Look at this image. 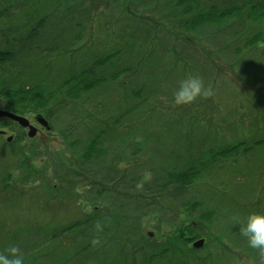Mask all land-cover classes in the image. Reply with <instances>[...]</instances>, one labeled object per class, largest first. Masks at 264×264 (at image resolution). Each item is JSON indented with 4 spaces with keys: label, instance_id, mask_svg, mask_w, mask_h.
<instances>
[{
    "label": "rangeland",
    "instance_id": "374dc122",
    "mask_svg": "<svg viewBox=\"0 0 264 264\" xmlns=\"http://www.w3.org/2000/svg\"><path fill=\"white\" fill-rule=\"evenodd\" d=\"M133 1L106 0L108 9L102 3L97 5L79 46L71 47L68 52L54 54L53 51L50 57L45 58L35 54L28 57L34 63L32 70L51 81L53 89L64 83L77 65L91 64L92 56L117 51L113 66H102L94 73L100 76L117 70L118 78H108L97 89L86 90L85 93L83 90L81 104L67 110L60 111L56 100V104H51V116L28 101L19 105L20 109L25 108L24 112H17L14 105L8 106L4 103L7 101L0 100V110L24 117L37 129L30 136L33 131L29 125L25 127L11 118L0 117V179L6 173L10 176L9 187L0 197V240L4 246L15 244L23 257L34 254L37 264H51L53 252L59 245L58 241L51 244L50 240L49 246L41 253L34 251L39 247V237L42 240L49 237L47 225L51 224L52 228L58 222L64 226L76 220L80 212L91 213L95 206L100 213L109 212V205L117 204L115 195L109 197V194L101 192L99 197H95L90 192L96 169L91 168V161L82 164L81 160L74 158L78 147L87 144L85 135L89 128L97 132L102 120L111 122L109 135L112 136L106 138L102 135L95 149L100 153L106 152V158L110 159L108 167L117 176L114 179L117 185L111 184V187L122 191L126 182L130 191L135 188L133 198L137 204L142 189L146 188L145 182L151 179L154 182L159 178L156 174L167 167L176 171L189 163L199 152H204L207 141L213 144V151L221 153L224 147L240 139L247 145L252 144L258 135L264 137V12L251 13L249 4L252 3L246 0L231 16L225 14L221 18L213 15L215 22L206 26L203 34L199 30L175 26L183 24L165 18L167 6L174 0ZM225 1L207 0L209 5L213 3L214 11L219 2ZM197 2L205 9L208 6L205 0ZM75 12V8L64 10L58 18V23L62 22L60 26L69 27ZM169 17L171 14L167 15ZM233 17L237 18L235 23L230 19ZM214 31L218 32L213 34ZM128 67L131 73L125 70ZM189 72L199 73L206 84H213L215 92L213 96L198 98L191 104L192 110L189 108V118H181V106L172 103V91L178 80ZM140 85H144L145 94L151 95L149 101L148 96L132 93ZM59 97L64 100L62 95ZM182 109L186 110V106ZM54 112L58 114V120ZM39 116L44 117L49 128L38 121ZM71 120L69 129L67 124ZM84 120L86 127L83 126ZM197 122L199 124L193 127L192 124ZM176 129H180L178 137L167 132ZM124 138L133 146L138 143L141 151L133 146L124 147ZM119 139L121 141H117ZM206 154L204 156H208ZM248 154L238 157L236 162L234 158L223 159L220 156L216 166L212 167L213 175L206 176L202 169H196L195 178H189L192 183L184 188L180 198H177L178 194H167L170 202L165 198L168 188L161 196L160 190L156 194L148 192L147 209L156 210L139 220V233L144 237L145 246L154 242L169 245L174 241L172 247L176 244L178 248L171 254L167 253L165 258L138 264H261L257 250L247 245L246 238L240 235L239 226L232 219L238 216L243 221L251 209L255 207L258 212L263 205L264 145ZM59 160L63 168L80 162L79 169L85 178L77 177L75 191L64 190L60 203L51 210L49 201L55 200L48 199L47 204H42L44 201L33 191L40 183L49 190L52 187L56 189L55 184L59 180L53 175L52 165ZM46 166V176L38 173ZM27 167L38 170L32 175L40 178L35 179L31 175L21 179L20 171ZM140 174L143 176L138 179ZM18 180L21 181L17 185L21 196L8 199L5 192L10 193V187ZM205 193L213 194L207 196ZM255 193V206L249 200L239 210L234 206L235 202L230 201L235 195L251 197ZM160 206H163L162 212L168 213L161 214ZM178 223H182L181 226ZM126 233H135V228L131 227ZM200 240L203 244L194 246ZM59 241L68 243L63 236ZM91 251L93 258L89 261H98L97 248ZM116 251L117 248L107 252L111 264H125L122 255ZM61 262V257L55 261L56 264Z\"/></svg>",
    "mask_w": 264,
    "mask_h": 264
},
{
    "label": "trees",
    "instance_id": "16d2710c",
    "mask_svg": "<svg viewBox=\"0 0 264 264\" xmlns=\"http://www.w3.org/2000/svg\"><path fill=\"white\" fill-rule=\"evenodd\" d=\"M105 1L106 0H0V100L7 101L4 103L8 106L14 105L17 112H24L22 110L25 108L20 109L19 105L22 102L28 101L34 104L35 107H37L36 109H40L39 111L44 109L49 116H51V104H56V100L60 111L63 109L67 110L70 107H74L75 104H81V93L83 90L85 93L86 90L97 89L99 86L104 85L108 78H118L120 75H117V70H114V72L110 74H101L100 76L94 73L102 66H113L117 51H112L109 54L100 53L92 56L93 58H91L92 60L90 61L91 64H88V66L85 63L77 65L78 67L76 70L67 77L64 83L52 87L53 89H51V81L32 70L34 69V63L28 58L32 54L42 58L50 57L53 51L54 54H59L60 52L63 53V51L68 52L71 47L79 46L81 37L85 34V30L88 31V21L93 18L95 7L102 3L105 9H108V6L105 5ZM197 1L198 0H174L171 5L169 4L167 6L164 16L168 21L174 19L183 24L178 25L177 23L175 26L181 28L185 26L189 28L188 30H199L205 34L206 26L210 23L213 25V22H215L213 15H217V17L219 16L221 18L225 14L231 16V13L235 10H239L241 5L245 4L246 0H238L240 2L234 0L233 3H231V0H226L228 2L227 4L225 3L226 1L219 2V5L215 6L217 8L215 11L213 3L209 5L207 0H205L208 5L205 9ZM249 2L252 3L249 4V10L252 11L251 13L257 14L264 12V0H249ZM132 3L136 5L134 1ZM73 8L76 9V14L70 19L71 23L69 27L71 28H63L60 26L62 22L58 23V18L63 14L64 10L69 11ZM174 13L176 17L173 18L172 14ZM168 14H171V17L167 18ZM219 19L220 18H217V20ZM230 19L234 23L237 21L235 17ZM217 32L218 31H214L213 34ZM125 70L129 72L130 67ZM131 72L132 70H130V73ZM143 86L144 85H140V88L136 89L138 91L137 93L136 90L133 89L132 93L135 94V96L140 95V97L141 95L148 96L146 98L149 101L151 95L145 94L146 91ZM61 95L64 97V100L59 97ZM146 98L141 101H144ZM182 107L183 106L180 108L181 118H189V108L192 110L191 104L186 105V110L182 109ZM54 113L53 115H56V119L58 120V114L56 112ZM84 121L85 123L83 126L86 127V120ZM71 123L72 120L67 124V128L70 129ZM187 123L188 122H186V124ZM195 124H199V122L193 123L192 126L194 127ZM89 129L88 133L86 135L84 134L88 137L86 139L87 144L82 145L83 147H78L79 149L74 152V158L81 160L82 164L91 161L93 163L91 168L96 169V172H94L95 180L92 182L93 187L90 189V192L94 193L95 197H99L101 192L109 194V197L115 195L118 199L117 204L109 205L107 209L109 212L105 211L100 213V211L96 209L98 208L97 206L94 207L95 209L91 213L80 212L81 215L76 220L64 226H61L58 222H55L52 228L51 224L47 225L50 231H48L50 233L49 237L46 240H42L41 237H39L40 241L38 243L36 242L39 247H36L34 251L41 253L45 247L49 246L48 242L50 240L51 244L58 241L59 245L56 246L57 253L56 251L53 252L51 264H56L55 261L59 257L62 259L60 264H77L81 263L84 259H86L85 262L81 264H111L112 261L109 260L107 252L116 248V254L122 255V260L125 264H138L146 261L151 262L153 260H159L161 257L163 258V256L165 258L167 253L171 254L173 250L178 248L176 244L172 247L174 241L169 245L163 246V243H147L148 247H146L143 242L144 237L139 233V220L143 216L151 215L153 213L151 212L152 210H156L152 207V209H147V193L156 194V192L160 190L159 196H161L165 189L168 188L165 192L167 202H170L167 194H178L177 198H180L184 188L192 183L189 178H195L196 169H202L206 176L208 174L211 175L213 172L212 167L214 168L216 166L217 158L220 156H222L223 159L234 158V162H236L238 157L249 155L248 153L254 152V148L256 149L258 146L261 147L264 145V137L258 135L259 137L254 139V141L251 142L252 144L246 145L245 140L240 139L236 141L235 144L224 147L225 149H223V151L221 150V153L220 151L216 153L213 151V144L207 141V143L204 144V146L207 147L204 149V152H199V155L189 163L179 167L176 171L173 170L172 167L166 166L168 169L156 174L159 176L158 179H154V182H152V179L147 183L145 182L146 188L142 189V194H140L139 197L140 201L137 204L136 200L133 198L135 188H133V191H130L127 188L128 184L126 182L122 185V191H117L111 187V184L113 186L114 184L117 185V181L114 182L117 176L110 170L111 167H108L110 159L106 158V152L100 153L95 149L102 135L106 136V138L112 136V134L109 135L111 122L107 123L106 120H102V122L99 123L97 132L95 130L92 131L91 128ZM179 130H169L167 132L173 137H178ZM91 137L92 139H90ZM137 137L138 136H135V138ZM117 141L121 140L119 139ZM75 142L77 141H74V143ZM122 144L124 147L133 146L130 141L128 143V139L126 140V138H124ZM137 144L138 143L135 142V146L132 148H139L141 151V147ZM204 153H207L206 155L208 156H204ZM60 163V160L54 161L52 165L53 175L59 180V183L55 184L57 186L56 189L52 187V189L49 190V187L45 188L42 183H40L39 187L33 191L38 198L44 201L42 204H47L48 199L55 200L49 201L51 203V210L56 209L55 207L58 206L56 204L60 203L63 198L64 190L71 189L72 192L75 191L78 184V181H76L77 177L81 179L85 178V174L79 169V165H81L80 162L77 165L71 164L67 168H63L62 165H59ZM197 163H200V165L198 166ZM22 169L23 170L20 171V175L22 174L20 177L21 179L29 178L33 171H38L31 167ZM47 169L48 166L40 169L38 173L46 176ZM142 176L143 175L140 174L138 179H141ZM32 177L36 179L39 176L32 175ZM9 178V174L6 173L4 177L0 179V185H3V187L0 186V197H2L4 189L9 187ZM19 180L15 185L10 187V193L5 192L8 199H16L21 196L17 188V185H20L22 181ZM23 183L26 185L25 182ZM107 184H109V186H107ZM252 189L253 188H251V190ZM258 191L260 190L258 189ZM205 194L211 196L213 193ZM229 198L233 199L232 196H229ZM256 199V193L251 197L239 194L235 195L234 199L230 201L235 202L234 206L240 210V208L244 206L243 204L245 201L249 202L250 200L251 205L255 206ZM230 201H228V203H232ZM262 203L264 205V197L262 198ZM263 205H260L261 211L258 210V213L264 214ZM162 208L163 206L160 210L161 214L168 213L164 211L163 213ZM251 212H257V209L254 207L251 209ZM239 213L242 214V211ZM178 224L181 226L182 223ZM97 225H100V227L97 228ZM110 225L112 227H110ZM131 227L135 228V233H126ZM62 236L67 238L66 242L68 243H61L59 241ZM134 238L138 239L136 242L139 243L137 247L136 243L132 242L135 240ZM186 238L187 236H185V239ZM166 242L167 241L164 243ZM151 244L155 245V247H150ZM7 247L9 246H4L1 239L0 252H4ZM94 248H97L100 258L98 261L93 259L91 263L89 260L93 258L91 250ZM63 252H65L64 255ZM30 256L31 254H27L24 257L26 259V264H37L34 254L32 257Z\"/></svg>",
    "mask_w": 264,
    "mask_h": 264
},
{
    "label": "clouds",
    "instance_id": "9594fccd",
    "mask_svg": "<svg viewBox=\"0 0 264 264\" xmlns=\"http://www.w3.org/2000/svg\"><path fill=\"white\" fill-rule=\"evenodd\" d=\"M214 92L213 84H206L199 73L189 72L178 80L171 99L175 106H186L198 98L213 96ZM232 219L239 226L240 235L246 238L250 248L257 250L259 260L264 264V214L250 212L243 221L238 216H233ZM0 264H26V261L20 254V249L13 244L0 252Z\"/></svg>",
    "mask_w": 264,
    "mask_h": 264
},
{
    "label": "water",
    "instance_id": "95a60500",
    "mask_svg": "<svg viewBox=\"0 0 264 264\" xmlns=\"http://www.w3.org/2000/svg\"><path fill=\"white\" fill-rule=\"evenodd\" d=\"M0 117H8V118H11V119L17 121L20 125H23V126H25V127L29 125V122H28L27 119H25L24 117H22V116H20V115H17V114L11 113V112H9V111L0 110ZM38 121H39L42 125H44V126H46L47 128H49L48 122L44 119V117L39 116V117H38ZM29 126L31 127L30 129H34V130H35L34 127H32L31 125H29ZM34 130H32V131H34ZM32 134H34V132H32V133L30 132V136H31ZM202 244H203V240H200V241L195 242V243H194V246H200V245H202Z\"/></svg>",
    "mask_w": 264,
    "mask_h": 264
},
{
    "label": "flooded vegetation",
    "instance_id": "af4514ba",
    "mask_svg": "<svg viewBox=\"0 0 264 264\" xmlns=\"http://www.w3.org/2000/svg\"><path fill=\"white\" fill-rule=\"evenodd\" d=\"M30 131H32V130L30 129ZM33 132L36 133L37 132V129H35Z\"/></svg>",
    "mask_w": 264,
    "mask_h": 264
}]
</instances>
